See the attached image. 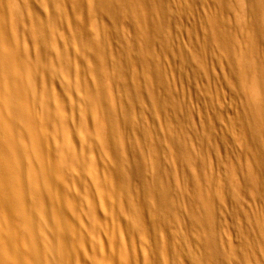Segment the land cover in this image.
Masks as SVG:
<instances>
[{
    "label": "bare ground",
    "instance_id": "6f19581e",
    "mask_svg": "<svg viewBox=\"0 0 264 264\" xmlns=\"http://www.w3.org/2000/svg\"><path fill=\"white\" fill-rule=\"evenodd\" d=\"M0 264H264V0H0Z\"/></svg>",
    "mask_w": 264,
    "mask_h": 264
},
{
    "label": "rangeland",
    "instance_id": "374dc122",
    "mask_svg": "<svg viewBox=\"0 0 264 264\" xmlns=\"http://www.w3.org/2000/svg\"><path fill=\"white\" fill-rule=\"evenodd\" d=\"M200 10H201V8H200ZM195 19V18H194ZM193 21H194V23H195V21L196 20H193V17L192 18H190V20H189V22L187 23V22H185L184 24H186V25H184V27L185 28H188V27H190L189 25H192L193 24ZM186 33H183V34H179V35H181V36H179L178 37V43H179V45L180 46H187L189 43H190V41L188 40V38H187V34L185 35ZM188 42V43H187ZM210 58V56L208 55V57H207V59H208V65L210 66V67H213L212 69L213 70H210V73H212L213 72V74L216 72V76L215 75H213V74H210V78H209V83H210V86H211V93H213V98H214V107L215 106H217L219 109H221V111H222V117H225V118H229L231 115H233L234 114V111H235V109H237V108H239V102H238V100H235L234 101V103H233V100H234V98H232V96L231 95H229V92H228V90L227 89H225L224 90V87L222 88V85H219V83H218V81H216L217 80V78L216 77H220L221 76V74L220 73H223V70L222 69H224L223 67L224 66H220V67H218V66H216V65H214V62H213V60L212 59H209ZM212 60V61H211ZM210 62V63H209ZM211 62H213V65L214 66H211ZM175 64V66H174V64ZM167 68H170L169 70L170 71H168V69H167V73H168V76H169V79H170V81H171V79H172V83L174 84V86L176 87V90H177V92H178V96L180 95V97H182L183 99H184V101L185 102H189L188 104H189V106L192 108L193 107V111H194V109H195V114H194V121H195V123H196V125H197V127H200L199 126V124H200V122H201V119H200V116L198 115L199 114V110L200 111H202L201 110V107H202V105L204 104V102H202V101H204V99L203 98H200L201 96H200V94H201V92H199L200 91V81L198 80V82L197 81H195L194 80V76H193V79L192 80H194L195 81V83H194V81H192L191 80V78H192V72L190 71V70H188V77L187 76H185V75H187V74H184L183 72H181V69H179L180 67H179V63L177 62V61H171L170 63H168L167 64ZM175 67V68H174ZM178 67V68H177ZM211 69V68H210ZM179 70H180V72H181V75L179 74L180 72H179ZM190 71V72H189ZM215 71V72H214ZM177 72H179V73H177ZM183 73V74H182ZM217 73L220 75H217ZM183 75V76H182ZM191 75V76H190ZM182 76V77H181ZM211 76H214V77H211ZM179 77H180V79H179ZM184 78V80H182V79ZM188 78V79H187ZM212 78H214L213 80H212ZM215 78H216V80H215ZM186 79H187V81H186ZM197 80V79H196ZM185 81V82H184ZM217 83V86H218V88L216 87V85H215V82ZM182 82V83H181ZM188 82V83H187ZM189 82H190V84H189ZM197 82V83H196ZM202 82H203V80H202ZM191 83H192V86H191ZM189 84V85H188ZM193 84L195 85V87L193 86ZM197 84H198V86H197ZM221 84V83H220ZM181 86V87H180ZM220 86H221V88H220ZM216 87V88H215ZM194 88H195V90H194ZM197 88H198V90H197ZM214 89V90H213ZM215 89H218V91H219V89H220V92H217V90H215ZM222 89V90H221ZM180 91H181V93H180ZM221 91H223V93L221 92ZM191 92V93H190ZM228 92V93H227ZM225 93V94H224ZM195 94V95H194ZM214 94H215V97L218 99V101L216 100V98L214 97ZM224 95V96H223ZM190 97V98H189ZM181 98V99H182ZM199 99V100H198ZM202 99V100H201ZM220 99L222 100V102L220 101ZM232 99V100H231ZM189 100V101H188ZM194 100V101H193ZM200 101V102H199ZM217 101V102H216ZM199 102V103H198ZM220 102V103H219ZM190 103L192 104V105H190ZM217 103H219V104H217ZM221 104V105H220ZM205 105V104H204ZM203 105V107L204 108H202L203 110H204V112L203 113H207L208 115H210V113H211V115H212V113H213V109L211 110L208 106H204ZM219 106H221V107H219ZM205 107H207V108H205ZM224 107V108H223ZM209 108V109H208ZM216 108V107H215ZM226 108V109H225ZM207 109V110H206ZM206 110V111H205ZM208 110H210V112L208 111ZM199 116V117H198ZM224 151H222L221 150V153L219 154L220 156L221 155H224V154H222ZM232 157V156H231ZM232 159L234 160V158L232 157ZM242 160V159H241ZM216 168V170L218 171V167L217 166H215ZM216 172V171H215ZM219 172V171H218ZM217 173V172H216ZM254 209H258V208H255L254 207ZM231 217H229V216H226V215H224V218H223V221L228 225V224H232V221H231ZM242 219V218H241ZM230 220V221H229ZM223 222V223H224ZM229 222V223H228ZM242 222V224L244 225V223H243V221H241ZM115 223V222H114ZM116 225H117V227H118V224L116 223ZM245 226V225H244ZM115 230H118L119 228H114ZM231 231V230H230ZM128 231H124V233H122V236H123V238H124V241H125V243H126V246H127V250H129V254H130V256L132 255V250H133V247H132V245H131V239L129 238V232L127 233ZM227 234H228V231H227ZM234 233V231H232L231 232V237L232 236H234L235 237V235H236V237L235 238H233L232 237V239H238V236H237V234H235ZM130 241V242H129ZM87 247H88V250L90 249L91 250V244H90V246H89V244L87 245ZM131 248H132V250H131ZM89 250V251H90ZM73 259L74 260H76V257H74L73 256ZM142 260V259H141ZM140 260V261H141Z\"/></svg>",
    "mask_w": 264,
    "mask_h": 264
}]
</instances>
